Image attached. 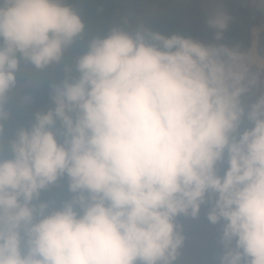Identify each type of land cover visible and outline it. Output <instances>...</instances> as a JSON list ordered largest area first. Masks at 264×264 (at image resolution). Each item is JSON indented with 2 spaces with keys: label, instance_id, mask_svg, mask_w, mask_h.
Returning <instances> with one entry per match:
<instances>
[{
  "label": "clouds",
  "instance_id": "9594fccd",
  "mask_svg": "<svg viewBox=\"0 0 264 264\" xmlns=\"http://www.w3.org/2000/svg\"><path fill=\"white\" fill-rule=\"evenodd\" d=\"M229 20L208 17L216 41ZM84 32L66 0H0V136L21 62L61 64ZM244 59L143 24L92 36L0 155V264H174L202 205L216 264H264V82ZM62 178L70 198H40Z\"/></svg>",
  "mask_w": 264,
  "mask_h": 264
},
{
  "label": "trees",
  "instance_id": "16d2710c",
  "mask_svg": "<svg viewBox=\"0 0 264 264\" xmlns=\"http://www.w3.org/2000/svg\"><path fill=\"white\" fill-rule=\"evenodd\" d=\"M76 8L84 22L85 32L65 53L61 64L51 65L42 70L33 68L30 64L21 62L20 70L17 72L18 82L33 78L41 81L39 87H22L18 93L14 94L18 87L10 94L8 107L11 110V117L5 120V130L0 136V155L7 156V143L14 131L19 126H27L31 123L34 113L45 111L51 106L50 85L58 82L64 76L63 64L74 63V59L82 51L86 50L87 41L94 35L105 34L112 26L120 25L122 27L133 29L138 25H147L154 29L171 33L180 32L190 35L194 38L204 35L202 31H197L182 22L171 19L162 10L154 15L153 8L157 3L163 6L165 0H66ZM246 0H230L224 9L229 17L228 27L219 43L229 47L233 45L241 31L238 19L244 11ZM210 16L214 12L208 10ZM251 29L248 28V36L245 39L244 50L251 46ZM259 52L264 56V36L261 35L258 44ZM31 97L30 102H25L23 97ZM72 195L68 190L67 180L62 178L57 183L41 190V199L55 200L57 205ZM219 233L211 235L204 249V264H216V258L219 250Z\"/></svg>",
  "mask_w": 264,
  "mask_h": 264
},
{
  "label": "rangeland",
  "instance_id": "374dc122",
  "mask_svg": "<svg viewBox=\"0 0 264 264\" xmlns=\"http://www.w3.org/2000/svg\"><path fill=\"white\" fill-rule=\"evenodd\" d=\"M163 6L157 3L153 8L152 15L157 10H162L171 19L182 22L185 25L202 31L204 35L197 36L196 39L206 43H219L214 38V29L208 23L207 11L214 13L223 12L230 0H165ZM241 31L234 40L233 45L244 55V63L249 66L252 73L258 75L260 81L264 82V65L251 61L248 58L250 49L254 46L256 52L264 58L258 50L259 38L264 36V4L261 0H246L244 11L238 19ZM248 28L251 29L250 39L251 46L244 50L245 39L248 36ZM56 65V64H54ZM40 80L29 78L21 81L17 91L22 87H39ZM261 87L253 90V95L259 94ZM207 205H202L200 212L196 216L179 215L177 222L180 225V231L184 237L183 243L179 248L178 256L174 264H204V249L211 235L218 232V226L211 224L206 216Z\"/></svg>",
  "mask_w": 264,
  "mask_h": 264
},
{
  "label": "bare ground",
  "instance_id": "6f19581e",
  "mask_svg": "<svg viewBox=\"0 0 264 264\" xmlns=\"http://www.w3.org/2000/svg\"><path fill=\"white\" fill-rule=\"evenodd\" d=\"M248 58L253 62H256L259 64L263 63L264 65V58L256 52V48L254 46L250 49L248 53Z\"/></svg>",
  "mask_w": 264,
  "mask_h": 264
}]
</instances>
